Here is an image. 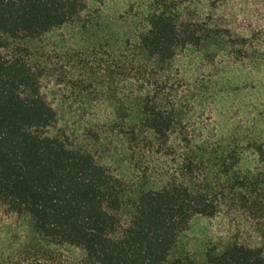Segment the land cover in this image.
<instances>
[{
	"label": "trees",
	"instance_id": "trees-1",
	"mask_svg": "<svg viewBox=\"0 0 264 264\" xmlns=\"http://www.w3.org/2000/svg\"><path fill=\"white\" fill-rule=\"evenodd\" d=\"M260 64L264 0H0V233L193 264L197 219L204 264H264V122L236 97Z\"/></svg>",
	"mask_w": 264,
	"mask_h": 264
},
{
	"label": "rangeland",
	"instance_id": "rangeland-1",
	"mask_svg": "<svg viewBox=\"0 0 264 264\" xmlns=\"http://www.w3.org/2000/svg\"><path fill=\"white\" fill-rule=\"evenodd\" d=\"M261 64L254 66V88L245 89L240 86L239 100L251 108L256 116V121L264 122V73H259ZM264 70V67H261ZM204 223L201 220L192 221L186 230L178 236L176 253L187 258L193 264H204V252L207 244ZM45 245L33 238L26 224L5 227L0 233V262L5 263H39L54 264L48 254L43 253Z\"/></svg>",
	"mask_w": 264,
	"mask_h": 264
}]
</instances>
